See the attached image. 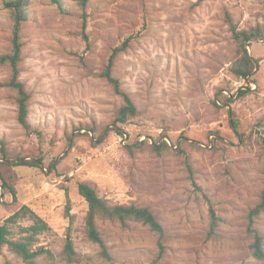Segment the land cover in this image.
<instances>
[{
	"label": "rangeland",
	"instance_id": "374dc122",
	"mask_svg": "<svg viewBox=\"0 0 264 264\" xmlns=\"http://www.w3.org/2000/svg\"><path fill=\"white\" fill-rule=\"evenodd\" d=\"M4 1L0 52L12 46ZM63 3L65 11L53 0H30L22 32L21 80L31 94L32 132L18 121L13 92L2 85L8 71L0 67V140L17 153L41 151L45 158L44 169L0 159V225L28 206L50 226L37 242L46 253L27 262L5 246L0 264H152L159 241L162 264H262L252 255L254 233L247 227L264 189V40L249 47L261 60L249 83L231 70L236 46L227 13L240 29H264V0H89V44L78 1ZM137 32L113 70L139 111L121 136L112 128L122 100L100 72L114 47ZM106 127L108 137L97 143ZM144 141H166L174 151L157 155L148 145L137 147ZM54 159L61 161L51 171ZM83 181L108 202L149 207L164 236L141 223L100 220L103 253L87 235ZM5 182L15 186L16 199ZM199 187L220 217L212 236L210 206ZM33 222L9 223L11 238ZM255 227L264 238V213ZM68 240L75 255L65 253Z\"/></svg>",
	"mask_w": 264,
	"mask_h": 264
},
{
	"label": "trees",
	"instance_id": "16d2710c",
	"mask_svg": "<svg viewBox=\"0 0 264 264\" xmlns=\"http://www.w3.org/2000/svg\"><path fill=\"white\" fill-rule=\"evenodd\" d=\"M79 7L82 11L83 16V38L89 44V35L86 33L88 25V1L89 0H77ZM53 2L63 11L66 10L64 7L63 0H53ZM29 5L30 0H5L4 6L11 12L12 19V46L9 51L0 52V67L5 68L8 71V78L2 83L3 86L8 87L13 92V99L17 105L18 121L28 132H32L33 128L29 122L30 113V99L31 94L28 91L26 84L21 80V62L23 60V51L25 43L23 41L22 32L24 24L29 19ZM227 21L232 32V37L236 46V58L232 63L231 70L238 77L246 78L251 83L252 77L256 74L258 66L261 65V60L256 59L251 52L249 47L255 41L264 40V29L260 26L251 29H240L234 23L232 16L227 13ZM141 32L130 34L116 47H114L112 54L105 65L103 70L100 72V76L106 80V82L112 87L113 91L120 96L122 105L118 111V114L114 120L113 130L119 135H125L123 128L124 124L136 117L139 113L136 103L133 101L130 94L123 88L122 82L118 77L114 75V66L118 56L126 51L132 44L133 40L137 38ZM254 79V78H253ZM241 93H245V90L240 89ZM231 116L234 114L232 112ZM232 126L238 135H242L238 129V122L232 118ZM111 129V128H110ZM110 129L106 127L96 142L101 143L109 135ZM195 144V143H193ZM150 146L157 155H163L167 151H174L173 146H170L166 141L161 144H149L144 141L141 142L137 147L143 148ZM134 146H130V151L134 152ZM0 159L3 165L8 166H26V167H37L45 168V158L43 153L40 151L34 154L33 157H29L24 153H17L7 146L4 140H0ZM60 159H54L48 166L52 171L56 169L60 163ZM3 188L7 193H10L14 199L17 198V190L13 184L5 182ZM79 193L86 199L88 203V211L86 215V229L89 239L93 242L100 244L103 253L107 254V247L105 240L102 237L99 221L110 220L119 221L122 225H128L129 223H141L149 227L152 231L159 234L160 239L164 236L165 230L162 223L158 220L155 213L147 206L138 205L135 203H111L105 200L98 192L97 187L90 182H80L78 184ZM199 189L203 192L204 197L209 203L211 226L209 230V236L214 235L220 217L217 215L216 209L212 203L206 190L202 187ZM264 213V189L262 191L260 202L255 205L249 212L248 215V231L254 233V241L250 245L252 255L264 264V242L263 235L255 227L256 219ZM29 217L34 222L28 226H22V233L19 239L11 238L12 230L9 223H15L17 219ZM49 224L35 214L28 206H23L17 210L12 216H10L4 224L0 225V252H2L5 246L8 249L21 257L27 262H32L34 259L43 253H46V249L42 246L37 247L38 236L49 230ZM159 252L154 258L152 264H162L161 260L165 254V245L159 241ZM65 253L67 255H75L74 245L72 240H68L65 246ZM5 264H10L6 261Z\"/></svg>",
	"mask_w": 264,
	"mask_h": 264
}]
</instances>
